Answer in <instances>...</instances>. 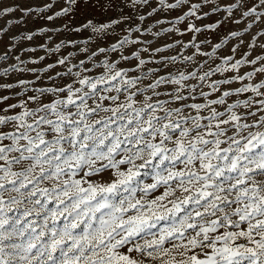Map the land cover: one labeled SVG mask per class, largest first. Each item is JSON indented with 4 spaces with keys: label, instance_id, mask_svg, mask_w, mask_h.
Segmentation results:
<instances>
[{
    "label": "snow or ice",
    "instance_id": "snow-or-ice-1",
    "mask_svg": "<svg viewBox=\"0 0 264 264\" xmlns=\"http://www.w3.org/2000/svg\"><path fill=\"white\" fill-rule=\"evenodd\" d=\"M185 9L145 27L161 12ZM213 16V23H197ZM173 33H191L181 46L192 55L141 58L175 46L151 53L137 37ZM44 37L48 43L39 48L48 55L69 46L88 52L103 38L119 40L113 52L145 45L132 56L137 70L158 67L130 78L105 61L104 74L81 78V61L78 71L58 74L75 77L65 87L35 88L29 80L0 86L21 89L0 97V104L20 98L0 109V264H264V80L252 83L264 76V0H0V65L25 42L32 45L0 78L42 75L29 64L44 56L23 57L34 55ZM176 64L185 70L171 71ZM244 67L252 70L240 75ZM226 73L234 75L211 79ZM237 82L242 87L221 92ZM112 91L117 95L103 94ZM46 96L55 98L45 103ZM196 100L204 102H188ZM149 177L153 182H145Z\"/></svg>",
    "mask_w": 264,
    "mask_h": 264
},
{
    "label": "rangeland",
    "instance_id": "rangeland-1",
    "mask_svg": "<svg viewBox=\"0 0 264 264\" xmlns=\"http://www.w3.org/2000/svg\"><path fill=\"white\" fill-rule=\"evenodd\" d=\"M171 2H175V0H171ZM155 6V5H154ZM145 11H149V10H145ZM183 11L185 10H181V11H173V12H161L158 16H156L155 18H150L147 22V24L145 25V27H151L153 24H155L158 20H174L176 19L178 16L183 14ZM205 11H209V9H205ZM217 19V17L213 16L212 20H204L202 23L201 22H197L200 26H203L204 24H209V23H213L215 20ZM80 21L77 20V23H79ZM170 25L165 24L164 27H168ZM182 31L186 29V24H181L178 26ZM154 31H161L160 28L155 29ZM122 32H120L119 30H117L116 36L118 38H122L123 37ZM140 39H143L145 42V45H149L150 49L149 51L151 53H155V50L157 48H165L167 45H174L175 47L172 49H169L167 51H164L162 53H156L154 56H150V54L148 52H141V58L148 61V60H160L161 57H172V56H180L181 54L183 55H192L191 51H188L187 49L183 48L181 45L182 44H187L191 39H192V35L191 33H187L183 36H181L179 33H173L171 35H163L160 38H154L152 36H143V37H137ZM56 43H60L61 40H63V37H54ZM76 39L77 43H80L83 39H88V34L86 33L83 37H78V38H74ZM95 39V38H94ZM200 40H203L204 37L201 36L199 37ZM209 39H211L213 41V43H217L219 42L217 39L209 36ZM246 40L249 38H245ZM119 40L117 38H113V39H106L103 38L100 40V42H98L97 44H89L88 45V52L83 51V47L81 48H76L73 49L71 46L66 47L61 49V51L59 53H56L54 55H48L47 53H45L42 49L39 48L40 44H47L48 43V37H44L43 39L37 40L36 41V45L38 50L37 52L32 55V56H24L23 59L25 60H30L33 58L38 59L41 56H44L45 59L39 64V65H31L29 64V67H35L40 73H42V75L40 76H34L31 74H25V75H20L18 73H14V74H10L9 76L6 77H2L0 78V86L4 85V84H17L19 80H29V81H33L34 84L33 86L35 88H60V87H65L68 84L73 83L75 77L74 76H67V75H58V74H64L68 72L69 68H72L73 72L78 71V66L80 65V62L83 61V67L86 69V71H81L80 72V77L84 78V77H89V78H98L99 76H101L102 74H104L105 69L100 67V65L102 63H104L105 61H108L109 63L115 65L117 67L118 70H123L125 72L128 73V76L130 78L132 77H136L139 75H142L145 72H148L151 69H155L158 67V65L156 63H147L143 68H140L139 70H137L138 68V61L133 59V53L135 52H140L141 48L145 45H137L135 47L131 46V45H125L123 49H121L119 52H113L112 51V45L114 43H118ZM24 46H32L27 44V42H25V45H22L20 47H18L17 52L13 54V58L12 60H10L8 62L7 65H0V71H3V69L5 67H8L9 65H11L12 63H15V55L20 54L23 51V47ZM234 46L233 44H230L229 47ZM52 48H55V43L51 44ZM100 48H105L107 49V55L100 53L99 49ZM210 48H205L204 51H210ZM3 49L0 48V52H2ZM244 51H247V48H242L240 50V52L236 53V59L241 58L242 54ZM75 53L74 58L71 59V63L66 64V65H59L57 64V60L61 59V58H65V57H69L70 54ZM93 53H95V55H93ZM232 53L221 50L218 55L220 56H224V55H231ZM257 53H253V56H255ZM122 56H127L129 59L125 60L122 59ZM198 62L203 63L204 61V57H198ZM219 61H215L213 62V64L211 65L212 67L215 66V63H218ZM48 65H55V67H53L52 69L48 70L47 72H45L44 70L48 67ZM171 71L175 72L177 70H185L184 67L180 64H176L171 66L170 68ZM188 71H190L191 69H187ZM207 70V69H206ZM251 67H244L240 70V75H244L247 72L251 71ZM163 74V73H162ZM234 75L233 73H226L223 76L221 75H216L213 76L211 79L212 81L215 80H220L225 78V76H231ZM261 80H264V76L262 75H258L257 78L252 81V83H259ZM149 81L145 80L143 83H141L139 85V87H144ZM116 83V82H113ZM191 83L195 84L197 83L196 81H192ZM245 83H248V81H246ZM75 87H80V85L77 83L75 84ZM101 88H103L104 86L101 85ZM242 87V85L237 82V83H233L232 85H228L225 86L224 88L221 89V92L224 90H232V89H236V88H240ZM205 92L210 91V89L205 86L203 89ZM21 91V89L16 88L13 91H9L6 89H3L2 87H0V97H4V96H9V97H15V93ZM33 93L30 91L28 93V95H32ZM104 95H108V96H114L117 95V93L115 91H112L110 93H103ZM221 93H215L213 94L210 98L215 99L217 98ZM251 93L248 94H244L241 95L240 97H236L233 96L229 99L228 103H232L237 99H246L248 96H251ZM27 97H24V99H26ZM55 97L52 96H46L44 98V102L48 103L50 102L52 99H54ZM139 100H143V97H138ZM161 99H163V97H161ZM125 100V94H121L120 95V99H119V103H123ZM20 102V98L16 97L13 99H9L7 101H5L3 104H0V109L6 108L9 104H18ZM189 103H203V100H196V101H188ZM111 102L110 101H104V104L107 106L109 105ZM89 104H93L92 101H89ZM30 107H35V105L30 104ZM111 106L115 107V104H111ZM140 105L138 104L137 107H139ZM219 111H223L222 107L218 108ZM255 110V109H253ZM20 109H14L12 113H8V114H14L15 112H19ZM0 114H4L3 112H0ZM191 114H195L194 112H192ZM106 115H110V113H101V116H106ZM251 122V121H249ZM176 137L174 136V139ZM167 143V146L169 148L173 147V144L171 143ZM184 165L183 164H178L177 165V169H183ZM145 182L147 183H151L153 182L151 180V178L149 177ZM174 183V182H173ZM165 190L164 186H161L153 195L154 196H159L163 193V191Z\"/></svg>",
    "mask_w": 264,
    "mask_h": 264
}]
</instances>
